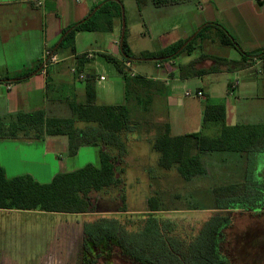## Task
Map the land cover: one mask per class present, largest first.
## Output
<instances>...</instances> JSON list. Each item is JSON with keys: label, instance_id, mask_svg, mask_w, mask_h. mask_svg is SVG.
<instances>
[{"label": "trees", "instance_id": "obj_1", "mask_svg": "<svg viewBox=\"0 0 264 264\" xmlns=\"http://www.w3.org/2000/svg\"><path fill=\"white\" fill-rule=\"evenodd\" d=\"M137 1L141 6L142 2ZM151 1L155 7H164L180 4L186 0ZM116 17H124L122 0H107L86 19L69 27L64 32L60 43L52 51L57 54L60 50H69L71 54H76L74 41L77 33L112 32L113 20ZM212 30H215L214 40L223 47L237 50L241 54V61L228 62L211 56L202 57L201 60H212L217 66L233 64L239 68L238 70L250 67L249 62L252 60L264 61V52L255 54L245 52L236 39L217 23H208L192 39L179 41L158 53L145 52L134 55L125 33L121 41L120 59L109 54L101 55L115 67L117 74L125 82V104H99L97 79L92 73L84 81V100L75 99L67 103L71 117L51 115L43 108L19 112L7 118L0 117V140L42 141L46 138L65 136L68 138L70 156L76 155L83 147H93L99 150L100 161L99 166L89 164L73 172L59 173L47 184L38 182L30 175L8 178L0 165V209L75 215L92 212L94 198L92 194L121 183L117 173L127 155L126 140L128 135L134 133L138 127V123L133 120L132 106L141 105L142 90L151 88L148 85L149 82L142 76H130L125 62H169L185 52L190 54L196 42L208 39L207 35H211ZM82 58H84L83 55ZM193 65L180 66V75L186 78L188 74L200 76L214 72V68L195 71V69L192 70ZM81 72V68L76 69L77 74ZM25 76L30 75L28 73ZM7 80L0 79V82ZM50 90L51 86L48 82L47 98H49ZM147 102L150 101L147 100ZM210 126L218 128L217 135L208 136L203 132H195L175 136L172 135L169 124L161 125L153 143L154 150L160 155V166L165 170L176 168L183 178L190 181L197 176L207 175L203 159L205 154L230 152L244 154L248 158L255 155L257 159L258 154L264 153V123L228 125L226 105L207 102L203 111V128ZM257 177L248 175L243 184L215 187L213 193L218 200V208L248 209L249 206H246L242 200L248 196L249 185L252 183L264 185V182ZM258 201L259 203L253 205L255 211L257 206L260 208L257 211L264 209V197ZM157 202V198H152V212L158 211ZM147 224L145 232L134 233L132 238V235L125 232L126 229L123 226L120 227L118 223L115 226L108 225L107 221H100L90 226L87 239L93 247L102 246L100 256L105 258V264H108L109 250L112 248H117L123 256L131 260L132 264H232L230 258L222 251V245L225 242L224 232L230 225L229 215L215 217L207 222L190 245H183L178 239L165 236L166 230L171 232L172 223L168 222L161 227L157 224L156 218H151ZM99 239H101L100 242ZM140 241L142 243L137 244Z\"/></svg>", "mask_w": 264, "mask_h": 264}, {"label": "crops", "instance_id": "obj_2", "mask_svg": "<svg viewBox=\"0 0 264 264\" xmlns=\"http://www.w3.org/2000/svg\"><path fill=\"white\" fill-rule=\"evenodd\" d=\"M80 1L78 5H80ZM106 1L89 0L88 4L80 5L81 7H78L77 10L69 12L65 9L63 0L0 1V79H8L5 82H0V117L7 118L19 112H29L42 108L50 112L51 109H55L57 104L67 105L68 101L75 99L77 101H83L85 98V84L82 87L76 85L73 70L77 68H81V73L87 77L92 73L96 75L97 101L99 104L123 105L126 103V86L124 80L122 77H117L112 74V68L115 69V67L101 56L102 54H109L115 58H121V41L125 16L120 18L116 17L113 20L112 32H89L103 34L98 39H95V50H79V32L76 34L74 41L76 54H71L69 50H64L63 52L66 54L61 55L60 50L57 52L59 62L47 68L45 71L42 70V58L45 50L54 49L60 43L64 32L69 27L86 19ZM140 1L142 2L141 6H139L137 0H134L133 5L141 13L145 14L148 10H152L151 8L168 13V10L174 7L182 6L189 8L193 4L192 0H186L176 5L155 7L151 0ZM243 1L203 0L201 2V0H197V12L203 15L198 23H195L193 18L189 19V22L176 18L172 23L169 21L168 23L166 21L162 23L155 18L151 19L149 17L150 21L148 20V23L145 24L146 31L148 33L155 32L158 37L164 39L162 45H157L152 50L137 51L133 43L128 41L127 38L129 47L135 55L145 52L158 53L179 41L192 39L208 23H217L224 27L236 39L239 45L243 43L241 42L244 41L242 39L247 38L250 40L249 44L253 45L255 44L253 40H255L257 35H253L252 32L249 35V31H246V24L241 30H235L233 28L236 26L233 24L235 22L228 25L225 24L224 26L212 15L213 12L231 15L233 13L231 9L235 10V7H237V10L238 7L240 8L242 6ZM38 3L43 4L38 5ZM258 3L264 4V0H258ZM12 4H17L18 7H11ZM20 4L24 6H19ZM249 4L252 5V1ZM123 6L124 10H126L124 2ZM48 9L57 10L58 14H62V16L60 15L58 17L59 22L56 24L53 23L51 26L46 25L43 20L44 17L47 18ZM172 33L174 36L170 37ZM212 33H215V30L211 31V35H207L209 37L208 39L198 40L194 50L190 54L185 52L169 62L140 61L142 63L139 65L138 70L135 69V63L137 62H134L132 67L133 71L137 75L145 78L151 87L150 90L145 91L144 89L141 93L146 96L147 93L152 95V102L155 101V103L161 104L160 107L166 113H168L170 105L180 108L186 105L177 97L182 95V90L188 82L196 83L197 87L195 91L203 92V97L200 98L203 101L209 102L216 98L221 101L220 103H223L222 101L229 100L231 103L230 111L234 115H238L240 112L239 98L237 100L236 96L244 97L245 100L242 104L256 105L253 95L259 91L261 86H264V61L259 59L252 60L249 62L251 64L250 67L238 70L239 68L233 64L217 66L212 60H201L202 57L211 56L222 58L228 62L241 61L240 53L235 58L208 54L205 51L208 43L219 44L214 40V34ZM257 34L260 35V33ZM152 40L155 41L156 39L153 38ZM243 50L248 52L245 49ZM82 55L84 58L81 59ZM147 62L155 63L154 68H151ZM188 64H194L192 70L195 69V71L214 68V72L200 76H191L188 74L186 78H183L180 75L181 71L179 67ZM28 73L30 76H25ZM71 75L74 77V83L71 81ZM66 77L69 78L68 82H66ZM102 77L104 78L103 81H101ZM221 78L223 82H220ZM48 82L52 88V91L50 90L49 93V98H47ZM234 85L236 87L233 89ZM63 91L67 92V96L63 97L64 99H60ZM211 104L214 103L211 102ZM225 105L228 120L230 111L228 105ZM204 108H202V112ZM167 117L170 118L169 115ZM167 121H171L166 124L170 125L172 132V121L179 120L170 118ZM160 126L157 125V127ZM208 128L215 135L218 134V128L216 126H210ZM66 157L72 156L69 155L68 138L65 136L46 138L42 141L0 140V165L4 168L9 178L30 175L42 183L37 177V171L28 170V166L26 165L31 164L32 167L33 164L34 166H38V168L42 169L43 173H53L52 176H49V179H53L59 173L78 170L79 168H75L73 163H69ZM45 215L53 218L51 221V231L52 233L55 232L56 235V240L54 241L53 238L50 239L46 248L41 243L42 240H38L41 237L42 228L38 229L33 227L29 223L30 221H28L34 219L36 216ZM86 215L0 209V264H59L58 257L54 256L56 260H52L53 254H56L60 247L59 244L63 242L61 240L62 235L64 239L63 244L65 246L67 245L65 231L71 222H75L69 218ZM38 233L40 236H38ZM29 239H31V242H29ZM38 243L41 244L38 245ZM29 253H31L30 258Z\"/></svg>", "mask_w": 264, "mask_h": 264}, {"label": "rangeland", "instance_id": "obj_3", "mask_svg": "<svg viewBox=\"0 0 264 264\" xmlns=\"http://www.w3.org/2000/svg\"><path fill=\"white\" fill-rule=\"evenodd\" d=\"M122 1L126 5V10H124L126 37L128 41L133 43L137 51L152 50L157 45H162L164 41L155 32L148 33L146 31L145 24L148 23V20L150 21V18H155L162 23H165L164 21L172 23L176 18L189 22V19L193 18L195 23H198L203 16L200 12H197V0H192L193 4L189 8L174 7L169 9L168 13L151 8L152 10H148L146 14L141 13L133 5L134 0ZM250 1H252V5L249 4ZM63 3L65 9L69 12L88 4L89 0H81V6L78 5L77 0H63ZM19 6L24 5L20 4ZM11 7H18V5L12 4ZM236 8L235 10L231 9V12L236 14L213 12L212 15L224 26L235 22L233 23L236 25L233 27L235 30H241L246 24V31H249V35L252 32L257 37L253 40L255 44L250 45V40L247 38L242 39L244 41H241L243 43H240V46L253 54L264 52V4H259L258 0H244L242 6L238 7L237 10ZM47 14V18L44 17L43 20L48 26L58 23V17L62 16V14L57 13V10L51 9L47 10ZM257 33H260V35ZM79 35L78 48L82 51L95 50V39L103 34L80 32ZM172 36H174L173 33L170 37ZM151 37L156 40L153 41ZM205 48L208 54L215 56L235 58L239 55L238 51L227 49L219 44L208 43ZM60 54L65 55L66 53L60 51ZM141 63L140 61L135 63V69L138 70ZM147 63L151 68H154L155 63ZM110 67L112 68V66ZM112 70V74L120 77L114 68ZM71 78L72 83H74L73 75H71ZM68 81L69 78L66 77V82ZM220 82H223L222 78ZM75 83L81 87L84 84L78 81H75ZM196 87L195 82L186 83L182 95L177 97L186 105L182 108L170 105L168 113L160 107L161 104L155 103V101L152 102V95L148 93L147 96L143 93L140 94L142 104L136 107L132 106L133 120L138 123V127L134 133L128 135L126 140L127 155L117 173L118 177L121 178V183L98 193H93L92 212L87 213L86 216L69 218L75 222H71L65 231L67 245L63 244L62 235L61 240L63 242L59 244V250L56 254H53L52 260H56L54 259V256H56L59 264H82V260H84V264H105V258L100 256L102 246L93 247L87 239V231H89L90 226H94L100 221H107L108 225L115 226L118 223L120 227L123 226L126 229L125 232H129L134 238V233L141 234L145 232V228L148 226L147 221L156 218L157 224L161 227H164L168 222L172 223L171 232L166 230L165 236L168 235L171 238L178 239L183 245H190L207 222L215 217L229 215L230 225L224 232L225 242L222 245L224 254L230 258L232 264H264V209L257 211L260 209L257 206L255 207L257 210H253V205L259 203L258 200L264 197V185H258L259 183L249 185L248 196L242 200L246 206H249L248 209H219L218 200H216L213 193L215 187L243 184L246 182L248 175L249 177L258 176L257 178L264 182V153L258 154L257 159L255 155L248 158L247 155L230 152L205 154L203 159L207 175L197 176L190 181L183 178L176 168L165 170L159 164L160 155L154 150L153 143L159 132L157 125L171 122L167 121L168 119L175 120L176 118L179 120L172 121L173 135L180 136L203 132L205 135L215 136V133L211 132L209 128H203L202 108L206 106L208 101H203L195 95L188 98L185 96L186 90L195 93ZM61 95L60 99H64L63 97L67 96V92L63 91ZM236 97L237 100L239 98L240 112L238 115H234L230 111L231 103L229 100L222 101L228 105L230 111L228 124L264 123V86H261L259 91L253 95L256 105L242 104L245 100L244 97ZM147 100L150 102L148 103ZM211 102L218 104L221 101L214 98L209 101V103ZM49 113L55 116L71 117V113L65 104H57L55 109H51ZM167 114L170 118L167 117ZM66 160L79 169L89 164L99 166V150L93 147L83 148L78 155L66 157ZM26 166H28V170L37 171V177L43 184L52 181L49 176H52L53 173H43L42 169L34 166V164L33 167L32 164ZM152 198L158 199V211H151ZM52 219L49 215H45L28 220L31 226L38 229L42 228L41 237L38 240H42L41 243L44 248L47 247L50 239L56 240L55 232L52 233L51 231ZM38 236H40L39 233ZM100 240L98 241L100 242ZM29 242H31V239H29ZM41 243H38V245ZM140 243L142 241L137 244ZM85 255L87 256L85 257ZM30 256L31 253H29V258ZM108 256V264H132L131 260L123 256L117 248L110 249Z\"/></svg>", "mask_w": 264, "mask_h": 264}, {"label": "built area", "instance_id": "obj_4", "mask_svg": "<svg viewBox=\"0 0 264 264\" xmlns=\"http://www.w3.org/2000/svg\"><path fill=\"white\" fill-rule=\"evenodd\" d=\"M80 0H77V2H79ZM43 3H38V5H42ZM42 70L45 71L47 68L57 64L59 62V57L57 54H55L52 50L50 49H46L44 54H43V58H42ZM125 66L130 74V76L134 77L137 74L133 71V62L132 61H127L125 62ZM73 74L75 75V80L78 82H83L86 81L87 76L83 73L77 74L76 73V69L73 70ZM104 78H101V81H103ZM236 87V85L233 86V89ZM197 96L199 98L203 97V92L202 91H197V92H191V91H187L185 93L186 97H191V96Z\"/></svg>", "mask_w": 264, "mask_h": 264}, {"label": "water", "instance_id": "obj_5", "mask_svg": "<svg viewBox=\"0 0 264 264\" xmlns=\"http://www.w3.org/2000/svg\"><path fill=\"white\" fill-rule=\"evenodd\" d=\"M96 10H97V9H96ZM96 10H95V11H96ZM95 11H94V12H95ZM123 27H124V28H123L122 41H123V39H124V35H125V22H124V24H123Z\"/></svg>", "mask_w": 264, "mask_h": 264}, {"label": "flooded vegetation", "instance_id": "obj_6", "mask_svg": "<svg viewBox=\"0 0 264 264\" xmlns=\"http://www.w3.org/2000/svg\"><path fill=\"white\" fill-rule=\"evenodd\" d=\"M88 255V254H87ZM87 255H85V257L87 256ZM82 264H84V260H82V262H81Z\"/></svg>", "mask_w": 264, "mask_h": 264}]
</instances>
